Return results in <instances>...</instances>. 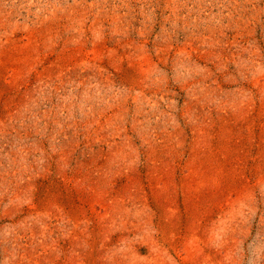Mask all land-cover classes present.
Returning a JSON list of instances; mask_svg holds the SVG:
<instances>
[{
  "label": "rangeland",
  "instance_id": "374dc122",
  "mask_svg": "<svg viewBox=\"0 0 264 264\" xmlns=\"http://www.w3.org/2000/svg\"><path fill=\"white\" fill-rule=\"evenodd\" d=\"M0 264H264V0H0Z\"/></svg>",
  "mask_w": 264,
  "mask_h": 264
}]
</instances>
